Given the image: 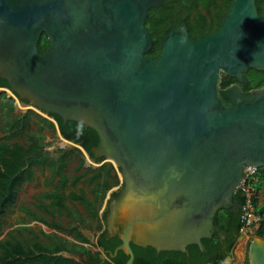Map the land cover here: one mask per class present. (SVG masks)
Instances as JSON below:
<instances>
[{"label":"water","instance_id":"1","mask_svg":"<svg viewBox=\"0 0 264 264\" xmlns=\"http://www.w3.org/2000/svg\"><path fill=\"white\" fill-rule=\"evenodd\" d=\"M161 2L0 0L6 90L63 125L92 129L91 154L118 170L104 230L121 242L108 258L121 251L125 264L130 245L205 252L202 239L224 236L216 212L239 211L233 195L244 167L264 168V87L244 94L238 86L247 70L264 71V12L255 0H231L215 31L195 39L180 22L147 56L144 22ZM222 76L238 84L221 89ZM246 260L264 264V229L247 239Z\"/></svg>","mask_w":264,"mask_h":264},{"label":"trees","instance_id":"2","mask_svg":"<svg viewBox=\"0 0 264 264\" xmlns=\"http://www.w3.org/2000/svg\"><path fill=\"white\" fill-rule=\"evenodd\" d=\"M177 1L181 5L180 8L174 9L168 4V0H163L160 7L148 12L144 26L151 38L152 48L146 53L147 56H155L158 53L162 34L180 22L185 23L189 36L195 39L203 33L215 31L220 17L226 12L231 0ZM255 4L258 14L261 15L264 12V0H255ZM47 45L45 35L41 34L36 46L37 52L42 55ZM243 76L247 82L242 86L244 93L251 89L264 87V71L249 69ZM231 83H235L233 78L222 76L220 88L223 89ZM0 88H8L6 82L1 79ZM13 95L18 99L17 95ZM18 101L28 105L25 100L18 99ZM48 116L56 123L63 139L81 147L94 163L102 161L101 158H95L90 152V149L96 146L98 141L97 135L92 129L72 121L63 125L59 117L50 114ZM31 124L34 127L39 126L40 131H30ZM44 130L54 133L55 126L47 119L29 110L23 114H15L13 100L8 98L4 92L0 93V235L4 231L5 213L14 206L21 186L34 180V169L41 173L48 169L52 180L56 179L58 187H53L50 191L41 193L35 198L37 200L36 207L51 219L46 220L36 217L34 213H29L28 216L32 220L42 223L49 229L63 231L61 224L54 220L55 215L58 217L64 215L76 223L71 230L78 229L84 223L85 217L76 209L66 207L67 199L83 206L97 223L96 230H99L101 226L97 219L96 207L101 204L106 192L118 183L114 168L109 163L96 169L83 168L84 157L77 148L55 152V157H52V154L45 150L48 144L44 142V134L41 133ZM23 138L25 141L21 144L19 140ZM71 154H74L78 159L74 168L76 174L69 180L65 175V170ZM255 177L256 183L253 184V191L255 194L258 191L262 193L259 206V201L255 196L252 198L253 211L255 216H258L264 214V168L257 169ZM81 181L89 187L92 199L86 197L83 189L75 188L67 194V197L64 195L66 188H74ZM115 195L116 193H112V196ZM233 199L243 206L244 198L240 190L235 192ZM106 212L105 208L101 215L102 220H104ZM219 217L225 218L224 221L231 217L236 224L235 233L240 234L239 216H237V220H234L231 212L221 210L220 214L215 217L214 225L216 227ZM219 228L222 229V227ZM263 229L264 223L257 229V237H262ZM22 232H26L27 237H24ZM13 233H15L14 236ZM74 235L75 239L85 243V238L80 233L77 232ZM40 236L43 240H40L38 235L29 228H17L8 232L0 240V264H85V262H75L58 255L61 252L80 256H85L86 253L88 264H98L97 255H90L89 252H85V248L82 246L74 245L53 233L40 232ZM120 243L116 236L107 238L105 230L101 231L97 237V245L107 252H112ZM201 244L204 246L205 252H200L196 246L191 245L186 247L187 255L172 251L161 252L157 255L155 250L150 247L139 248L130 245L134 256L132 264H221L229 254V250L226 253L220 252L219 239L216 235H212L210 239H202ZM126 260L127 256L119 251L114 259L103 264H125ZM244 264H248L247 260Z\"/></svg>","mask_w":264,"mask_h":264},{"label":"rangeland","instance_id":"3","mask_svg":"<svg viewBox=\"0 0 264 264\" xmlns=\"http://www.w3.org/2000/svg\"><path fill=\"white\" fill-rule=\"evenodd\" d=\"M168 4L170 6H173L174 9H177L178 7L180 8V6H181L177 0H168ZM5 93H6L7 97H10V95L7 92H5ZM19 106L20 107L14 106V113L17 114V115L18 114H23V113H25L28 110L34 112L35 114H39V113L36 112L37 110L35 111V109H33V107H31V106H26V105H22V104H20ZM41 114L45 115L43 113H40L39 115H41ZM42 117L44 118V116H42ZM33 121H34V119H33ZM30 131H40V128H39V126L38 127H34V125L31 124ZM41 133L44 134V138H45L44 142L48 144V146L46 147V150L48 152L52 153V157H55L54 153L57 150H59V151H61V150H63V151L72 150V148H73L72 145H70L68 142L64 143L59 137H57L56 134L58 132L57 133H51L49 131H45L44 130ZM24 141H25L24 138L19 140V142L21 144H23ZM82 156L84 157V167L83 168H87V167H91L92 169H96L97 168L98 164H96L93 161H91L86 156V154H84L83 152H82ZM77 159H78V157L76 158L74 156V154H71V156H69V158H68V164H67L65 172H66V175L69 178L76 174L75 171H74V168L77 165ZM119 186L112 188V189H114L113 192H115L116 189ZM53 187H58V186L56 185V179L52 180L51 174L49 173L48 169H45L43 171V173H41L37 169H34V181H32L30 183H25L24 185H22V187L20 189V192L18 193L16 205L12 209L11 213L7 214V216L5 218L4 223H5L6 228H8V227H16L17 225L20 226L21 223H22L23 225H28L30 229L32 228V230H34L36 233L39 234L38 231L40 230V226L41 225L39 223L32 222L22 212L21 209L28 208L30 211H32L31 213L35 214L36 217H42V218H44L46 220H50L51 219L50 216L44 215L43 212L39 208L36 207L37 203H36L35 197L38 196L39 194H41L42 192H45V191H48V190L52 189ZM75 188L76 189H83L84 192H86L89 196H91L88 188H86L85 182H83V181L78 183L74 188H70V187L66 188L64 190V193H67L69 191L75 190ZM253 193H254L253 196H255V198L259 201L260 196L262 195L261 191H258L256 194H255V192H253ZM110 194L111 193H107L106 194V196H105V198L103 200V203H105L107 198L110 197ZM103 203L99 207L100 213L103 211L104 206H105V204L103 206ZM68 204H69V206L72 205L73 208H76L81 213H84V210L81 208V206H79L77 204H70V203H68ZM57 220H58V222L62 223L64 226H68V224H69V220L67 218L63 217V216L60 217ZM41 227L46 233H51L52 232V230L47 229L44 226H41ZM22 235L24 237H27L26 233H22ZM70 237L71 236H68V238H70ZM239 237H241V238H239L237 240L236 245H235V248H236L235 253H236L237 256L242 254V252H243V242H245L246 239L248 238L246 235L241 234V233H240ZM243 237H246V238H243ZM42 239L43 238H41V240Z\"/></svg>","mask_w":264,"mask_h":264},{"label":"crops","instance_id":"4","mask_svg":"<svg viewBox=\"0 0 264 264\" xmlns=\"http://www.w3.org/2000/svg\"><path fill=\"white\" fill-rule=\"evenodd\" d=\"M2 93V92H1ZM4 93H5V91H4ZM6 94V93H5ZM15 97V96H14ZM8 98H11V96L10 97H8ZM12 99V98H11ZM15 99H17L16 97H15ZM13 100V99H12ZM14 102V101H13ZM19 101H18V99H17V103H18ZM20 103V102H19ZM16 104V103H14V106H17V107H20L19 105L20 104H22V103H20V104ZM22 105H24V104H22ZM37 113H39V112H37ZM40 114V113H39ZM39 114H36V115H38V116H40V117H42V116H44V118L45 119H47L48 121H50L54 126H55V132L54 133H57L58 132V129H57V126H56V123L54 122V120L51 118V117H49L48 115H39ZM43 118V117H42ZM50 132V131H49ZM52 133V132H51ZM57 135V137H59L61 140H62V138H61V136H59V134L57 133L56 134ZM63 141V140H62ZM64 143H66L65 141H63ZM48 145H46V147H47ZM74 148V147H73ZM45 150H46V148H45ZM59 150H57L56 152H58ZM61 151H63V150H61ZM82 153V152H81ZM52 154V153H51ZM54 154H56V153H54ZM92 161V160H91ZM101 163V162H100ZM100 163H96V164H98V166L97 167H99V166H101L100 165ZM103 164H105V163H103ZM102 164V165H103ZM83 167H84V164H83ZM113 167V166H112ZM114 168V167H113ZM114 170H115V173H116V176H117V185L116 186H113V187H111V189H109L107 192H106V194L107 193H113V190L114 189H112V188H114V187H117V186H119L120 185V180H119V177H118V170H116L115 168H114ZM65 175H66V172H65ZM67 176V175H66ZM74 176V175H73ZM72 176V177H73ZM68 177V176H67ZM72 177H68V179L69 180H71V178ZM34 181V180H33ZM30 183V182H29ZM25 184V183H24ZM23 184V185H24ZM68 185V184H67ZM22 187V186H21ZM86 188H88V190H89V187H87L86 186ZM21 189V188H20ZM51 190V189H50ZM50 190H48V191H50ZM20 192V191H19ZM18 192V193H19ZM45 192H47V191H45ZM70 192V191H69ZM69 192H67V193H64V195L67 197V194L69 193ZM90 192V191H89ZM42 193H44V192H42ZM91 194V193H90ZM106 194H105V196H106ZM40 195V194H39ZM38 195V196H39ZM85 195H86V197H88V198H90V199H92L93 197L92 196H89L86 192H85ZM17 197H18V194H17ZM37 197V196H36ZM35 197V198H36ZM105 198V197H104ZM261 199H262V195L260 196V199H259V202H258V206L261 204ZM104 200V199H103ZM103 200H102V202H101V204H99V205H97V207H96V209H97V219L99 220V226H101V228L99 229V230H96V222H95V220H93L90 216H89V214L87 213V210L85 209V208H83V206H81L80 204H78V203H75V202H70L69 200H67L66 199V201H65V205H66V207H68L69 209H76V208H73L72 207V205H70L69 206V204L68 203H70V204H77V205H79V206H81V208L84 210V213H81L80 211H78L77 209V211L79 212V213H81L82 215H84V217H85V221H84V223H82V225L78 228V229H76V230H71V228L74 226V225H76V223H74V222H72L71 221V219H68L66 216H64L63 215V217H65V218H67L68 220H69V224H68V226H64L62 223H60V222H58V220L57 219H59L60 217H62V216H60V217H58V216H56L55 215V220L54 221H56L57 223H60L61 224V226H62V230L63 231H55V230H52V229H50V230H52V232L51 233H53V234H55L57 237H60V238H62V239H65V240H67L68 242H71L72 244H74V245H78V246H82L83 248H85V252H89L90 253V255H97V258H98V264H103L104 262H106V261H110V260H112V259H114L115 257H116V255H115V257L114 258H112V259H109L108 258V255L106 254L107 253V251H104L103 249H101L98 245H97V237L99 236V234H100V232L101 231H103L104 230V220H102V217H101V215H102V212L104 211V209H105V206H104V204L105 203H103ZM105 202V201H104ZM16 203H17V199H16V202H15V204H14V206L16 205ZM36 203H37V200H36ZM102 203H103V206H104V209H103V211L100 213V209H99V207L102 205ZM37 205V204H36ZM14 206L13 207H11L10 209H9V211L8 212H6L5 213V215H4V218H3V223H4V221H5V218H6V216H7V214H9V213H11V211H12V209L14 208ZM38 208V207H37ZM22 210V212L32 221V222H35V223H39L41 226H44L45 228H47L45 225H43L42 223H40V222H37V221H34V220H32L29 216H28V214L29 213H31L32 211H30L28 208H23V209H21ZM35 215V214H34ZM93 223V224H92ZM40 226V230L38 231L39 232V234L38 233H36L34 230V233H36L37 235H38V237H39V239L41 240V236H40V232H43V233H45V234H50V233H46L43 229H42V227ZM21 229V228H29V226L28 225H23L22 223H21V225L20 226H16V227H8V228H6V226H5V223H4V231L2 232V234L0 235V240H2L5 236H6V234L8 233V232H12L13 230H15V229ZM30 229V228H29ZM32 229V228H31ZM47 229H49V228H47ZM80 233L84 238H85V243H83V242H81V241H79L78 239H75V233ZM91 232V233H90ZM22 233H26V232H22ZM27 234V233H26ZM15 235V233H13V236ZM68 236H71L70 238H68ZM242 237V236H241ZM240 237V238H241ZM243 238H246V237H243ZM43 240V239H42ZM246 245H247V239H246V241L245 242H243V252H242V254L241 255H239V256H237L236 255V253H235V250H236V248L235 249H233V251H232V253L230 254V256H227L222 262H221V264H243L244 263V258H245V250H246ZM137 247V246H136ZM140 248V247H139ZM114 251V250H113ZM112 251V252H113ZM119 252V251H118ZM117 252V253H118ZM159 253H161V252H159ZM159 253H157L156 252V254L158 255ZM58 255H60V256H62V257H64V258H66V259H70V260H72V261H75V262H85V264H88V255L85 253V256H83V255H73V254H68V253H65V252H61V253H59ZM100 256H103V260L100 258ZM127 259H128V257H127ZM134 259V258H133ZM127 261V260H126ZM133 262V261H132ZM126 263V262H125Z\"/></svg>","mask_w":264,"mask_h":264},{"label":"built area","instance_id":"5","mask_svg":"<svg viewBox=\"0 0 264 264\" xmlns=\"http://www.w3.org/2000/svg\"><path fill=\"white\" fill-rule=\"evenodd\" d=\"M0 90L7 91L5 88ZM9 92V91H8ZM10 95V94H9ZM11 98L14 99V103H17V99H15L14 95L11 93ZM256 169L253 167L245 168V180L241 183L239 189L244 198V204L241 208V228L240 232L246 235L248 238H252L254 233H256L259 226L264 223V214H260L255 216L252 206V198L254 195L253 184L256 182L255 177ZM252 234V236H249ZM247 238V239H248Z\"/></svg>","mask_w":264,"mask_h":264},{"label":"flooded vegetation","instance_id":"6","mask_svg":"<svg viewBox=\"0 0 264 264\" xmlns=\"http://www.w3.org/2000/svg\"><path fill=\"white\" fill-rule=\"evenodd\" d=\"M163 1V0H162ZM160 7V6H159ZM148 18V17H147ZM146 21V20H145ZM247 72H248V70H247ZM247 72H245L244 74H246ZM243 74V75H244ZM245 79V78H244ZM247 82H246V79H245V83H243V84H238V83H231V84H229L228 86H230V85H232V84H238V86L240 87V89L242 90V92H243V89H242V86L243 85H245ZM227 87V86H226ZM251 90H253V89H251ZM251 90H249V91H251ZM248 91V92H249ZM247 92V93H248ZM244 93V92H243ZM244 94H246V93H244ZM120 187V186H119ZM118 187V188H119ZM117 188V189H118ZM117 189H116V191L115 192H113V193H116L117 194ZM110 196H112V194H110ZM237 202V201H236ZM238 203V202H237ZM239 204V203H238ZM239 211H238V213L237 214H233V216H234V220H237V216H239V223L241 222V208H242V206L239 204ZM229 212H230V210H228ZM220 212H221V210L220 211H218L217 213H216V215L218 214H220ZM216 215H215V217H216ZM224 219L225 218H223V217H219L218 218V226L219 227H222V229H220L218 226H217V228L220 230V231H223L224 232V236H223V238L222 239H219V249H220V252L221 253H226L228 250H229V254H228V256H230V254L232 253V251H233V249H234V247H235V245H236V242H237V240L240 238L239 237V235H237L236 233H235V222H233V219H231V217H229L228 219H226V221H224ZM214 221H215V219H214ZM225 223H226V226H225ZM224 227V228H223ZM217 236V235H216ZM253 237H257L256 236V233L254 234V236ZM225 259V258H224ZM223 259V260H224Z\"/></svg>","mask_w":264,"mask_h":264},{"label":"bare ground","instance_id":"7","mask_svg":"<svg viewBox=\"0 0 264 264\" xmlns=\"http://www.w3.org/2000/svg\"><path fill=\"white\" fill-rule=\"evenodd\" d=\"M144 23H145V22H144ZM6 92H7L8 94L11 95L10 92H8V91H6ZM31 107H32V106H31ZM33 109H35V108H33ZM36 110H37V109H35V111H36ZM36 112L42 113L41 111H38V110H37ZM246 167H251V166H245V167H244V173H245V168H246ZM254 168L256 169V171H257V169H261V168H256V167H254ZM244 180H245V177H244V179L242 180V182H243ZM242 182H241V183H242ZM241 183L238 185V187L236 188L235 192H236L237 190H240L239 187H240ZM255 183H256V182H255ZM255 183H254V184H255ZM234 194H235V193H234ZM221 210H222V209H221ZM219 211H220V210H219ZM217 212H218V211H217ZM217 212H216V213H217ZM240 233H241V232H240ZM241 234H242V233H241ZM254 234H255V233H254ZM213 235H216V234H213ZM249 236H252V234H249ZM218 238H219V237H218Z\"/></svg>","mask_w":264,"mask_h":264},{"label":"clouds","instance_id":"8","mask_svg":"<svg viewBox=\"0 0 264 264\" xmlns=\"http://www.w3.org/2000/svg\"><path fill=\"white\" fill-rule=\"evenodd\" d=\"M6 89V88H5Z\"/></svg>","mask_w":264,"mask_h":264}]
</instances>
